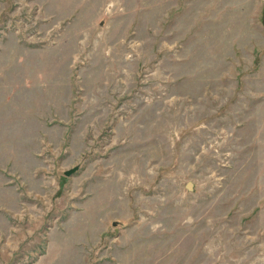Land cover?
<instances>
[{"label": "rangeland", "instance_id": "374dc122", "mask_svg": "<svg viewBox=\"0 0 264 264\" xmlns=\"http://www.w3.org/2000/svg\"><path fill=\"white\" fill-rule=\"evenodd\" d=\"M0 264H264V0H0Z\"/></svg>", "mask_w": 264, "mask_h": 264}, {"label": "water", "instance_id": "95a60500", "mask_svg": "<svg viewBox=\"0 0 264 264\" xmlns=\"http://www.w3.org/2000/svg\"><path fill=\"white\" fill-rule=\"evenodd\" d=\"M75 172H76V170H75L74 168H72V169H70V170L64 172V175H65L66 177H69V176L73 175ZM187 188H188V189L191 188V184H190V183L187 184Z\"/></svg>", "mask_w": 264, "mask_h": 264}]
</instances>
